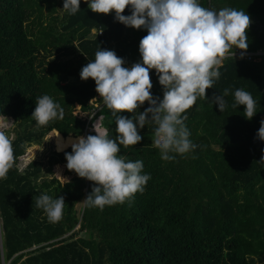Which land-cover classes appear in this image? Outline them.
<instances>
[{
    "label": "trees",
    "instance_id": "obj_1",
    "mask_svg": "<svg viewBox=\"0 0 264 264\" xmlns=\"http://www.w3.org/2000/svg\"><path fill=\"white\" fill-rule=\"evenodd\" d=\"M199 3L216 11L244 10L251 20L247 50H264V0ZM62 6L63 0H0V115L13 119L8 134H15V163L0 180V264H264V141L257 137L264 117V58L258 65L228 58L206 90L208 100L198 98L183 114L195 149L163 161L152 146L156 125L146 124L139 130L143 139L120 151L127 160L143 161L142 174L151 177L144 191L102 211L83 201L78 213L75 206L93 182L65 168L73 178L62 183L53 168L66 166L65 152H71L70 146L57 150V133L61 144L84 133L86 122L73 114L75 106L82 112L94 107L95 82L82 81L79 73L99 49L114 51L125 67L140 62L139 42L147 31L126 27L114 13H93L84 0L74 15ZM122 14L130 15V8ZM150 78L153 97L162 99L155 70ZM226 88L221 113L209 101ZM237 89L257 101L251 120L243 105L231 106ZM45 94L64 109V118L37 128L31 116ZM98 105L96 116L114 137L115 120L102 99ZM147 107L145 102L134 114L120 115L135 120ZM50 132L59 153L20 170L28 148L42 146ZM43 194L64 197L59 222L49 223L36 207Z\"/></svg>",
    "mask_w": 264,
    "mask_h": 264
},
{
    "label": "clouds",
    "instance_id": "obj_2",
    "mask_svg": "<svg viewBox=\"0 0 264 264\" xmlns=\"http://www.w3.org/2000/svg\"><path fill=\"white\" fill-rule=\"evenodd\" d=\"M84 3L93 13H114L115 20L126 27L147 31L139 42L140 62L125 67L124 60L114 51L99 49L94 60L79 73L82 81L91 78L95 82L96 93L115 120V136L102 125L101 115L92 125L95 135L69 137L63 144L59 142V132L56 135L58 151L71 147L70 153L65 152L66 168L93 182L84 203L102 211L105 206L123 204L137 192L142 193L151 179L150 175L142 174V160H127L120 154L121 146L127 149L143 139L139 130L146 124L156 125L152 146L159 150L163 161H172L175 158L172 153L185 155L197 147L189 139L191 134L184 123L187 116L183 114L198 98L208 100L206 90L213 88L220 78L219 68L224 60L233 58L235 49L241 53L247 50L251 20L244 10L224 7L216 11L201 6L199 0H84ZM80 4L81 0H63L62 10L74 15ZM126 8H130V15L122 14ZM150 70H155L158 76L162 99L153 97L150 91L153 87ZM228 95L226 88L209 102L216 104L222 113ZM145 102L148 107L139 111L135 120L120 115L134 114ZM240 105L244 106V117L248 120L257 113V101L243 89L234 92L231 106ZM31 117L40 128L62 120L64 109L45 94L36 99ZM13 125L14 122L0 115V180L7 179L15 163V136L8 134ZM257 137L264 141V120ZM64 206L63 196L54 199L43 194L36 198V207L43 210L49 223L63 218ZM0 231L2 248L1 218Z\"/></svg>",
    "mask_w": 264,
    "mask_h": 264
},
{
    "label": "rangeland",
    "instance_id": "obj_3",
    "mask_svg": "<svg viewBox=\"0 0 264 264\" xmlns=\"http://www.w3.org/2000/svg\"><path fill=\"white\" fill-rule=\"evenodd\" d=\"M95 30H92L91 33H94ZM73 114L80 118L81 120L85 121L87 120V118L89 117L90 112L86 113V112H82L79 109V106L76 105L73 111ZM8 120L10 122H14L11 118H8ZM13 128V126H12ZM12 128H10L8 131H11ZM14 134V133H13ZM15 136V134H14ZM51 152H55L54 148H53V133L50 132L49 134H47L44 143L42 144V146H32L30 148H28L25 156H23L20 159V170L25 169V167H27V164L33 160H40V159H47L48 157L51 156ZM53 172H54V177L57 178L60 182H66L70 179L73 178V176H67L64 174L65 172V164H62V166H56L53 168ZM83 207V200H81L80 202H78L75 206L76 211L79 213L80 210ZM2 237H3V232H2ZM1 241V240H0ZM0 250H1V243H0ZM4 264V262H3Z\"/></svg>",
    "mask_w": 264,
    "mask_h": 264
},
{
    "label": "built area",
    "instance_id": "obj_4",
    "mask_svg": "<svg viewBox=\"0 0 264 264\" xmlns=\"http://www.w3.org/2000/svg\"><path fill=\"white\" fill-rule=\"evenodd\" d=\"M99 34L102 33V31L98 32ZM242 56V58H241ZM234 58H237V60L239 61H248V62H257V61H262V58H264V50H258L256 52H250V51H244L243 53H241V50H237L235 51V55H234ZM228 59L224 60L223 64L225 63V61H227ZM130 68V67H129ZM101 99L99 98L98 94L93 98L91 99L90 103L93 104V108L90 110V114H89V117L87 118L86 120V126H85V129H84V134H85V137L87 135H90L92 133H95L93 131V127L92 125L96 122V120H98L100 117L97 116V119L94 120L93 123H91V120L93 117H95L97 115V113L99 112L100 108H101V105H98V100ZM263 120H264V117H263ZM103 121V120H102ZM101 121V122H102ZM259 141H261L260 139H258ZM0 240H1V231H0Z\"/></svg>",
    "mask_w": 264,
    "mask_h": 264
},
{
    "label": "crops",
    "instance_id": "obj_5",
    "mask_svg": "<svg viewBox=\"0 0 264 264\" xmlns=\"http://www.w3.org/2000/svg\"><path fill=\"white\" fill-rule=\"evenodd\" d=\"M237 50H238V49H237ZM237 50H235V51H237ZM235 51H234V52H235ZM244 63H245V62H244ZM260 63H261V60H260V61H257V62L247 63V64H248V65H258V64H260ZM223 65H224V64H223ZM223 65H222V66H223ZM222 66H221V67H222ZM95 118H96V116L93 117L92 119L94 120ZM101 123H102V125H103V122H101ZM103 126H104V125H103ZM104 127H107V126H104ZM107 128H108V127H107ZM108 129H109V128H108ZM109 130H110V129H109ZM54 132H55V131H54ZM82 136H85L84 133H83ZM62 137H63V136H62ZM67 149H68V148H67ZM67 149H66V150H67ZM64 151H65V150H64ZM55 152H56V151H55ZM62 152H63V151H62ZM56 153H59V152H56ZM55 167H56V166H55ZM65 168H66V166H65Z\"/></svg>",
    "mask_w": 264,
    "mask_h": 264
},
{
    "label": "water",
    "instance_id": "obj_6",
    "mask_svg": "<svg viewBox=\"0 0 264 264\" xmlns=\"http://www.w3.org/2000/svg\"><path fill=\"white\" fill-rule=\"evenodd\" d=\"M62 136V135H61ZM63 138H66V137H63ZM6 264V263H5Z\"/></svg>",
    "mask_w": 264,
    "mask_h": 264
}]
</instances>
